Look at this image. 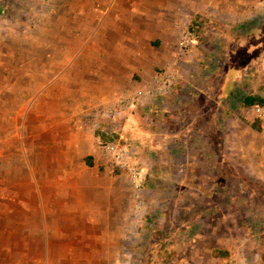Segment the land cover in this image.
<instances>
[{"label": "rangeland", "instance_id": "374dc122", "mask_svg": "<svg viewBox=\"0 0 264 264\" xmlns=\"http://www.w3.org/2000/svg\"><path fill=\"white\" fill-rule=\"evenodd\" d=\"M2 3L0 264H221L220 247L264 264V121L244 102L264 98V0ZM176 57L171 94L110 114L138 67ZM99 62L117 63L120 89L89 108ZM98 137L134 147L142 188L104 166Z\"/></svg>", "mask_w": 264, "mask_h": 264}, {"label": "built area", "instance_id": "2783aa9c", "mask_svg": "<svg viewBox=\"0 0 264 264\" xmlns=\"http://www.w3.org/2000/svg\"><path fill=\"white\" fill-rule=\"evenodd\" d=\"M178 43L180 52L190 51L196 44V37L188 27L182 26ZM178 61L177 57L169 60L147 83L120 94L114 101L110 114L121 115L138 105L148 104L171 94L181 76ZM247 110L254 118L264 121V105L253 104ZM96 148L101 154L104 166L126 172L134 187L142 188L146 175L135 150L130 145L119 140L98 137Z\"/></svg>", "mask_w": 264, "mask_h": 264}, {"label": "crops", "instance_id": "0c3cea01", "mask_svg": "<svg viewBox=\"0 0 264 264\" xmlns=\"http://www.w3.org/2000/svg\"><path fill=\"white\" fill-rule=\"evenodd\" d=\"M155 21L156 22L157 21L158 22H163L162 18L161 19H155ZM162 31L163 30H161L160 32H162ZM161 37H162V35H160V38ZM163 49L164 50H167V47H165ZM160 62H162V61H160ZM63 66H64L63 69H66V66H68V65L67 64H64ZM161 67H160V69H161ZM98 68H101L104 72L101 73V75H100L101 76V80H98L96 83H94L95 86H92L91 87L92 89L88 92V95H90V97H88V95H87V98H88L87 99V101H88L87 107L91 106L90 99L92 98V96H96V99H99V95H101L103 97L102 94H107V96L109 98V97L114 96L115 93H117L118 90L120 89V83L121 82L119 81V72H118L119 71V67H118L117 63H114V62H111V63L99 62ZM150 68L151 67L149 65H147L146 67H142V66L141 67H138V70L140 69L139 74H141L140 77H141V80L142 81L141 80H136V81H134V83L131 82V84H129L128 82L131 81V80H129L127 78L128 81L126 83H128L127 85H129V88H134V87L140 86V85H142L144 83H147L149 80H151V78L155 75V73L157 71L152 72L150 70ZM62 76H64V74ZM146 76H148V77H146ZM144 79H146V80H144ZM185 84L188 85V86H190L191 88H193L195 86L194 83H192V82L191 83L190 82L188 83V81L187 82L185 81ZM193 89H195V87ZM98 93H101V94H98ZM105 97H103L102 101H105V99L108 100V98H105ZM193 98H194V96H192L191 100H194ZM157 99H159V98H157ZM208 100H207V102H209ZM212 111H214V110H212ZM208 116H210V114H208ZM226 250L228 251L227 256H214L213 253H212V251H211V255H212V257L214 259L219 260L221 264H245L246 263V262L243 263V260L246 261V259L242 258L239 255H235L234 256L235 258L232 259L233 257L231 256L232 254L230 253V250L229 249H226ZM197 264H199V263H197Z\"/></svg>", "mask_w": 264, "mask_h": 264}, {"label": "trees", "instance_id": "16d2710c", "mask_svg": "<svg viewBox=\"0 0 264 264\" xmlns=\"http://www.w3.org/2000/svg\"><path fill=\"white\" fill-rule=\"evenodd\" d=\"M4 9H5L4 3H2V0H0V14L4 13ZM199 25H200V23H197L196 21H194L193 24H191V29L196 31L197 30L196 28ZM255 48H256V46H253L252 48L244 49V51L239 56H237L236 58L233 59V61L231 62L230 66H229L230 78L235 76V74L239 70H241V68H243L246 64H248L251 61V58H252V56L254 55V52H255L254 51ZM244 102L246 104H249V105L250 104H256V103H264V98H258V97L249 96V97H244ZM253 127L256 128L255 125ZM132 148L134 149L133 146H132ZM149 237H150V233H147V234L142 233L141 239L144 242H146L145 245H149L150 244ZM212 253H213L214 256H227L228 251L225 250V249L215 248V249H213ZM183 264H195V263H193L189 259H185Z\"/></svg>", "mask_w": 264, "mask_h": 264}]
</instances>
